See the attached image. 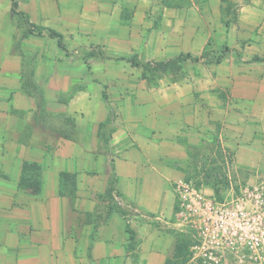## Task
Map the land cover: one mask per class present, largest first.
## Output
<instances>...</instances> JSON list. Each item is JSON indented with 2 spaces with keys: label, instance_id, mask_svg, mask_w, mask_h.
<instances>
[{
  "label": "crops",
  "instance_id": "obj_1",
  "mask_svg": "<svg viewBox=\"0 0 264 264\" xmlns=\"http://www.w3.org/2000/svg\"><path fill=\"white\" fill-rule=\"evenodd\" d=\"M11 1L0 14V264H165L185 237L174 181L200 152L264 166V0H15L65 39L78 16L57 17V6L95 8L78 19L94 31L78 34L94 35L99 72L55 112L73 121L70 140L40 123L25 86L38 70L13 51ZM207 53L219 62L193 60ZM180 55L190 56L181 77H142ZM25 163L38 187L19 186ZM62 173L72 194L60 192Z\"/></svg>",
  "mask_w": 264,
  "mask_h": 264
},
{
  "label": "rangeland",
  "instance_id": "obj_2",
  "mask_svg": "<svg viewBox=\"0 0 264 264\" xmlns=\"http://www.w3.org/2000/svg\"><path fill=\"white\" fill-rule=\"evenodd\" d=\"M4 1L5 0H0L1 15L6 13L4 11ZM17 10L22 12V14H13L10 12L13 15V31H15L14 34H12L14 42L13 51H17L23 57V61L27 68L30 65L37 68L38 73L34 74V71H32L31 77H33V81L30 82L28 80L25 86H27V90L38 99V118L41 119L43 117L48 120V114H55V112L60 111L63 107L61 105L66 104L65 101L69 99L71 92L76 91L77 93L83 91L85 88H89L91 84L90 81L94 82L93 76L99 72L94 62L95 58L97 59V57L101 56H97L95 52L99 46H96L94 42H90V38L94 37V35L88 33V38L81 39V36L84 34L80 36L78 34L81 30L84 31L85 29L94 31L96 23L86 24L81 22L79 24L78 19L81 15L88 17L94 16L95 8L77 7L73 3L66 7L57 6V17L65 13L68 14L69 17L78 16L77 19H73L72 21L68 20V23L65 24L68 33L66 39L62 37L63 50L57 46L56 38L47 36V32L44 29L46 27L31 22L32 15H36L37 12L34 11L35 9H33L29 2L27 5L18 6ZM41 15L42 14L39 13L36 16H40L39 18L41 19ZM233 15L234 13L232 12L230 16ZM1 24L4 23L0 21V26ZM2 30H4L3 26L0 27V31ZM40 30H42L41 34L37 35V32ZM75 35L80 39H77ZM82 48H85L84 53L83 51L80 53L76 52ZM104 58H110L111 62L119 60V58H115L113 55ZM215 60V57H211L207 53L201 61L214 62ZM150 66H153V64ZM180 76L181 73L177 67H172L166 72L153 70L148 75L149 79L153 80L151 81L152 83L157 80L155 79L157 77H166L173 80ZM102 93L105 94V92ZM101 98L102 100H106L108 97L105 94L104 97ZM103 132L107 136L109 133V126L104 127ZM209 144L213 145L215 142L211 141L210 138ZM229 158L228 153L223 154L222 152L216 151V153L213 154L202 151L198 154L196 167L189 169L187 178L194 182H204L205 184L203 183L201 185L211 190L218 187L220 190L216 195L220 198L238 195L240 190L244 189L246 186L264 183L263 165L257 172H251L247 169L235 166L234 160L232 159L231 161V158ZM251 174L255 176L251 178ZM188 262L189 261L185 264H188Z\"/></svg>",
  "mask_w": 264,
  "mask_h": 264
},
{
  "label": "built area",
  "instance_id": "obj_3",
  "mask_svg": "<svg viewBox=\"0 0 264 264\" xmlns=\"http://www.w3.org/2000/svg\"><path fill=\"white\" fill-rule=\"evenodd\" d=\"M174 192L176 219L189 241L188 264H264V183L220 198L179 178Z\"/></svg>",
  "mask_w": 264,
  "mask_h": 264
},
{
  "label": "trees",
  "instance_id": "obj_4",
  "mask_svg": "<svg viewBox=\"0 0 264 264\" xmlns=\"http://www.w3.org/2000/svg\"><path fill=\"white\" fill-rule=\"evenodd\" d=\"M17 2L15 0L11 1V12L13 14H22V12L17 10ZM41 31L37 32V35L41 34ZM45 31L47 32V36L50 38H56L57 41V46L60 49H64V46L62 44V36L55 32L52 29H45ZM226 50V48H223V51ZM206 54H201L199 56V58H194L193 60L198 62L201 61L203 57H205ZM187 58H190L189 55H180L177 58H174L172 60H169L167 62H153V66H150L151 63H147L144 66V73L142 74V77L144 79H149L148 75L150 74L151 71L153 70H160V72H166L168 69L172 68V67H177V69L180 71L181 76L184 74V72L181 69V63L186 60ZM219 62V58L216 59V63ZM132 65L134 66H138V64H136L135 62H131ZM180 76V77H181ZM158 78V77H157ZM155 78V79H157ZM154 79V80H155ZM150 81H153L150 79ZM48 120L47 118H41L40 121L42 122V124L46 127L49 126L57 135L70 140L72 139V135L71 133L74 131V124L73 121L70 120L68 117H66L63 113H56V114H48ZM196 167V166H195ZM37 166L35 164H28L25 163L23 165V174L21 176L20 182H19V186L23 187V188H32V187H38L39 183L38 181L34 178L31 179L30 177H27V174L30 173L31 174H35V172L37 171ZM73 177L70 174L67 173H62L60 175L61 178V194H64V191H68L69 194H72L73 192V187H74V183H73ZM189 179V178H187ZM198 186H201V184H203L202 182H195ZM68 184H71L72 189L67 190L65 188V186H67ZM205 184V183H204ZM207 185V184H206ZM63 186V188H62ZM214 186V185H211ZM214 193L218 194L219 193V188L216 187L215 189L213 188ZM110 189H108L106 191V195L107 198H110ZM126 231L130 234V239L132 240L133 237V233L131 230H129L128 228L126 229ZM188 246H189V241L188 239H186L185 237H178L177 241L175 243L174 246V250H173V254L172 257L170 259H168L165 264H185L188 259H189V253H188Z\"/></svg>",
  "mask_w": 264,
  "mask_h": 264
}]
</instances>
